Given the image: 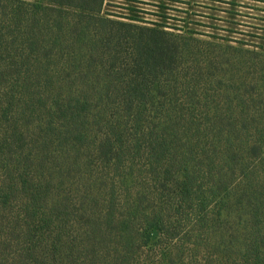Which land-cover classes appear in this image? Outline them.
I'll use <instances>...</instances> for the list:
<instances>
[{
    "label": "trees",
    "instance_id": "1",
    "mask_svg": "<svg viewBox=\"0 0 264 264\" xmlns=\"http://www.w3.org/2000/svg\"><path fill=\"white\" fill-rule=\"evenodd\" d=\"M105 2L0 0V264H264V51Z\"/></svg>",
    "mask_w": 264,
    "mask_h": 264
},
{
    "label": "rangeland",
    "instance_id": "2",
    "mask_svg": "<svg viewBox=\"0 0 264 264\" xmlns=\"http://www.w3.org/2000/svg\"><path fill=\"white\" fill-rule=\"evenodd\" d=\"M103 14L264 51V0H106Z\"/></svg>",
    "mask_w": 264,
    "mask_h": 264
},
{
    "label": "crops",
    "instance_id": "3",
    "mask_svg": "<svg viewBox=\"0 0 264 264\" xmlns=\"http://www.w3.org/2000/svg\"><path fill=\"white\" fill-rule=\"evenodd\" d=\"M264 47V46H263Z\"/></svg>",
    "mask_w": 264,
    "mask_h": 264
}]
</instances>
